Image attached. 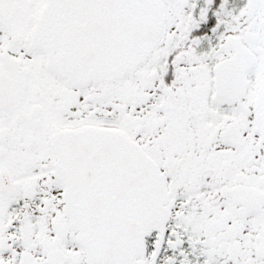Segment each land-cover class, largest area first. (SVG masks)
Returning a JSON list of instances; mask_svg holds the SVG:
<instances>
[{
  "label": "snow or ice",
  "instance_id": "snow-or-ice-1",
  "mask_svg": "<svg viewBox=\"0 0 264 264\" xmlns=\"http://www.w3.org/2000/svg\"><path fill=\"white\" fill-rule=\"evenodd\" d=\"M0 264H264V0H0Z\"/></svg>",
  "mask_w": 264,
  "mask_h": 264
}]
</instances>
